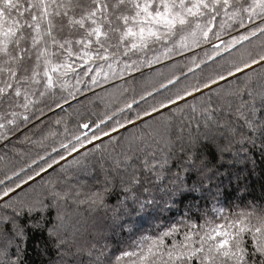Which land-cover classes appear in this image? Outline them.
Segmentation results:
<instances>
[{
  "label": "snow or ice",
  "instance_id": "1",
  "mask_svg": "<svg viewBox=\"0 0 264 264\" xmlns=\"http://www.w3.org/2000/svg\"><path fill=\"white\" fill-rule=\"evenodd\" d=\"M256 175L264 0H0V264H264Z\"/></svg>",
  "mask_w": 264,
  "mask_h": 264
},
{
  "label": "trees",
  "instance_id": "2",
  "mask_svg": "<svg viewBox=\"0 0 264 264\" xmlns=\"http://www.w3.org/2000/svg\"><path fill=\"white\" fill-rule=\"evenodd\" d=\"M242 166V165H241ZM100 178L102 179V174H100ZM85 180L89 178H83ZM249 183L251 185V191L254 194H260V185L264 183V178L259 175L252 176L249 179ZM114 201H109V204ZM70 215L77 222V226L80 229L81 237L85 240H90L93 237L104 236L108 239L113 238L114 234V224H113V214L109 208H93L90 209L86 205H82L76 209H69ZM141 226L147 227L148 221L143 219L139 221ZM54 252L50 257H42L33 255L30 257V264L32 261H35L36 264H47L48 259H54ZM84 264H88V257L86 255L83 256Z\"/></svg>",
  "mask_w": 264,
  "mask_h": 264
}]
</instances>
